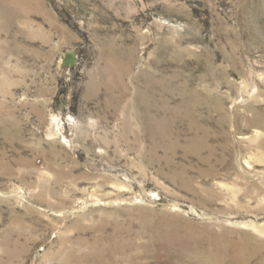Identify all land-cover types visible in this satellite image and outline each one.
<instances>
[{
  "label": "rangeland",
  "instance_id": "rangeland-1",
  "mask_svg": "<svg viewBox=\"0 0 264 264\" xmlns=\"http://www.w3.org/2000/svg\"><path fill=\"white\" fill-rule=\"evenodd\" d=\"M0 264H264V0H0Z\"/></svg>",
  "mask_w": 264,
  "mask_h": 264
}]
</instances>
